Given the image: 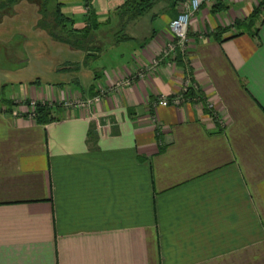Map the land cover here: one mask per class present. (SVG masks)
<instances>
[{
  "label": "crops",
  "instance_id": "0c3cea01",
  "mask_svg": "<svg viewBox=\"0 0 264 264\" xmlns=\"http://www.w3.org/2000/svg\"><path fill=\"white\" fill-rule=\"evenodd\" d=\"M123 1L90 0L110 20L88 56L19 3L0 16V264H264L260 0L203 2L174 59L162 50L184 0L155 2L113 44ZM70 6L83 27V0ZM187 77L195 94L152 108ZM26 101L56 119L36 123Z\"/></svg>",
  "mask_w": 264,
  "mask_h": 264
},
{
  "label": "trees",
  "instance_id": "16d2710c",
  "mask_svg": "<svg viewBox=\"0 0 264 264\" xmlns=\"http://www.w3.org/2000/svg\"><path fill=\"white\" fill-rule=\"evenodd\" d=\"M20 0H0V16H2L4 10L8 9ZM50 0H35L37 6V27L43 30L53 40L65 43L73 49H79L87 52L96 53L102 49L101 44L94 42V32L100 27L109 24V16L104 22L97 21L96 14L91 8L85 13V25L81 28L74 27V19L71 16L66 15L62 8L64 3L59 0H54V5L49 10ZM159 0H124L115 9V15L118 18L117 25L112 35L113 44L120 43L122 41L133 39L128 33L126 27L127 24L133 19L144 14L155 2ZM85 5H88L89 0H83ZM214 9V8H213ZM48 13L52 15V20L48 21ZM264 18V0H260L257 7L251 12V17ZM255 20V19H253ZM147 40L145 39L143 43ZM193 87H189L183 95L195 94ZM10 102V101H8ZM12 103V102H11ZM11 103L9 106H11ZM26 106L29 108L30 102L26 101ZM46 102L35 101L33 109L27 111V115L32 117L36 123L46 124L56 118L52 116V111ZM205 107V106H204Z\"/></svg>",
  "mask_w": 264,
  "mask_h": 264
},
{
  "label": "built area",
  "instance_id": "2783aa9c",
  "mask_svg": "<svg viewBox=\"0 0 264 264\" xmlns=\"http://www.w3.org/2000/svg\"><path fill=\"white\" fill-rule=\"evenodd\" d=\"M205 1H210V0H184L181 3L180 11L169 22L168 26L171 32L172 39L163 48L162 57L164 58L170 57L171 59H174L177 55V50L180 51L182 55L185 54L187 48V42H188L187 29L190 19L194 15V13L198 10L200 5ZM157 63L158 60H154L150 68H152V66L154 68L157 65ZM189 87L194 88L195 85H193L190 78L187 77L185 79V83L183 85L181 93L177 94L172 98H167L165 96L158 97V99L152 103V108L157 104L167 105L171 103L174 105H180V103L183 101L184 98L183 93ZM98 100L99 97H94L91 99L87 98L80 101H73L72 105L73 107H84ZM30 105L32 106L31 108L32 110L35 105V101H30Z\"/></svg>",
  "mask_w": 264,
  "mask_h": 264
},
{
  "label": "rangeland",
  "instance_id": "374dc122",
  "mask_svg": "<svg viewBox=\"0 0 264 264\" xmlns=\"http://www.w3.org/2000/svg\"><path fill=\"white\" fill-rule=\"evenodd\" d=\"M59 1H66V2H68V4L70 5V2H72V1H74V0H59ZM17 3H19V4H17ZM89 3H90V0H89ZM88 3V5H85V3H84V5H85V13H86V11L88 10V8H90V4ZM15 4H17V7L18 8H15L16 10H15V12H17V10H19V13H21V16H23L24 18L23 19H25L26 20V17L28 16H30V15H32V17H37L38 18V13L36 12L37 11V6H36V4H35V0H20V1H18V2H16ZM14 4V6H16ZM53 5H54V0H50L49 1V10L51 11V9H52V7H53ZM69 5H68V7L66 6V4H64V6H63V8H64V10H63V8H62V10H63V12L66 14V15H68V16H71L72 18H73V15L71 14V12H70V8H71V6L69 7ZM116 9V8H115ZM115 9H114V13H115ZM9 11H11V9H10V7L8 8V9H6V10H4V12H9ZM18 14V12L16 13V15ZM49 15H48V21H51L52 20V15L50 14V13H48ZM8 15H10V14H8ZM113 17L114 18H116L117 20H118V18L116 17V15L114 14L113 15ZM108 18V17H107ZM22 22H24V24H25V22L26 21H22ZM102 22H104V21H102ZM23 44V43H22ZM24 45V44H23ZM157 60V59H156ZM119 85H122V84H119ZM80 100H83V99H75V100H73V101H80ZM73 101H71V102H69V104H67V105H72V103H73ZM32 108V106L30 105L29 106V110ZM77 108V107H76Z\"/></svg>",
  "mask_w": 264,
  "mask_h": 264
}]
</instances>
